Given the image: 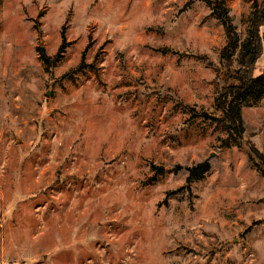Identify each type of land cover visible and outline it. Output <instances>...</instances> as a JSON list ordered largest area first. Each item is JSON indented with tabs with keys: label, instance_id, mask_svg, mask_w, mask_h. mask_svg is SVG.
Wrapping results in <instances>:
<instances>
[{
	"label": "rangeland",
	"instance_id": "374dc122",
	"mask_svg": "<svg viewBox=\"0 0 264 264\" xmlns=\"http://www.w3.org/2000/svg\"><path fill=\"white\" fill-rule=\"evenodd\" d=\"M226 42L202 0H0V264H264V89L222 147Z\"/></svg>",
	"mask_w": 264,
	"mask_h": 264
},
{
	"label": "trees",
	"instance_id": "16d2710c",
	"mask_svg": "<svg viewBox=\"0 0 264 264\" xmlns=\"http://www.w3.org/2000/svg\"><path fill=\"white\" fill-rule=\"evenodd\" d=\"M202 1L210 6L212 13L222 22L227 38L221 52L222 62L226 66L227 73L238 80L236 84L221 86L217 93V105L223 114L216 120L219 122L226 121L225 129L227 131V136L221 141L220 145L222 147L240 146V139L245 131L240 113L241 104L244 102L241 100L248 95L259 97L264 89V71L257 75L253 73L255 63L262 54L260 28L264 26V0L259 4L257 0L254 2L249 34L242 42L241 51L238 54L241 62L237 68L233 65V56L237 54L238 35L234 30L232 17L228 13L225 0ZM38 51L48 70L57 60L59 51L53 58L45 52L43 47H38ZM228 97L230 99L226 104ZM251 150L264 162V154L259 149L253 146ZM185 169L187 170L186 180L189 182L201 178L210 169V162L205 160L194 166L185 167Z\"/></svg>",
	"mask_w": 264,
	"mask_h": 264
},
{
	"label": "bare ground",
	"instance_id": "6f19581e",
	"mask_svg": "<svg viewBox=\"0 0 264 264\" xmlns=\"http://www.w3.org/2000/svg\"><path fill=\"white\" fill-rule=\"evenodd\" d=\"M27 74H28V69L26 67H18L15 70V75L17 77H25V76H27Z\"/></svg>",
	"mask_w": 264,
	"mask_h": 264
}]
</instances>
